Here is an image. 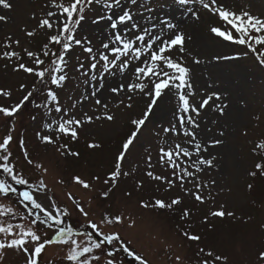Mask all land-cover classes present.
I'll return each instance as SVG.
<instances>
[{
	"label": "rangeland",
	"instance_id": "rangeland-1",
	"mask_svg": "<svg viewBox=\"0 0 264 264\" xmlns=\"http://www.w3.org/2000/svg\"><path fill=\"white\" fill-rule=\"evenodd\" d=\"M10 2L13 5L11 10L0 8V14L9 18L6 23L0 22V54L14 50L22 59L19 61L0 59V89L11 92L10 97L0 96V106L4 107L18 103L28 91L32 90L34 84L39 83L34 75L24 73L22 70L13 71L19 63L35 68L34 59L29 58L24 49L27 48L40 55L48 64L51 57H43L42 48L47 43V36L55 34L37 28L38 21L45 18V14L50 10L51 0H10ZM228 4L231 10L237 13L245 11L254 17L264 18V0H228ZM171 6L177 8L184 20L191 21L199 27L205 47L219 49L216 53H205L193 45V35L186 33L191 39L186 41L183 60L190 69V83L197 93L190 100L199 103L202 97L213 93L220 96V100L213 97L198 116L192 114L200 125L199 128L193 129L198 142L206 146L207 151L216 150L209 151L210 155L201 153L203 157L207 159L215 157V160L212 167L205 166L201 173L196 174L199 182L207 185L201 190L204 203L196 201L193 195H185L178 180L174 187L166 190V184L154 181L145 174L151 170L168 179L173 178L172 169L161 167L158 162L161 139L164 138L162 129L177 124V116L180 114L178 98L171 94L154 110L139 139L134 142L135 146L126 154L122 171H128L130 174L127 177L121 176L107 199H102L100 195L110 186L105 185L103 181L107 178V174L114 170L115 157L122 150L123 141L134 130L130 121L141 118L146 110V100L141 101L137 98L131 109L123 106L116 108L110 104L111 111L116 115L115 122L95 121L85 124L80 130L79 140L75 143L64 138L61 142L69 144L72 150L78 151L80 153L78 158L59 157L52 146L39 144L35 132L42 129L46 117L44 110L35 108L34 103H26L21 112L13 118H6L0 114V140L8 134L10 127L14 129L11 133L14 143L10 146L13 157L17 162H22L19 141L23 139L30 154L49 168V174L45 177L52 188L49 195H54L61 205L70 204L65 193L71 191L86 208H91L94 218H99L105 212H119L131 217L135 227L128 228L127 222L116 227L119 228L122 238L130 242V246L148 259L150 264H176V256L181 257V264H198L202 259L198 256L200 248L226 255L228 264H254L257 252L264 250V228L261 227L264 225V177L259 174L252 177L249 173L255 171L256 163H264V153L254 151L255 145L264 141V64L258 61L255 54L249 53L245 46L215 37L210 32L211 25L202 13L203 23L201 20L194 22L192 12H199L200 9L199 3L194 0H190L186 5H180L177 0H137L136 4H132L130 0H121L119 6H114L110 10L103 7L102 3L93 4L85 12V18L79 25L76 37L90 40L91 46L99 49L102 42H105L113 32L110 27L112 21L107 17L111 16L112 20H117L125 10L130 11L133 20L119 25V31H127L129 36H133L134 33L128 31L131 24L138 25L136 30L138 32L143 28L160 31L163 27L162 20L176 24L166 14ZM101 30H104L106 39L101 37L103 35ZM27 31H35L36 35L29 37L26 35ZM9 36L13 41H20L18 47L14 44L12 49L3 48ZM51 47L58 51V46ZM88 57L89 54L83 50V46L75 45L67 55L65 69L67 80L62 87L54 89L62 106L81 99L86 90H89L85 84L87 77L77 71L81 62L87 67L90 63ZM196 60L200 62L195 63ZM129 80H134V77L122 81L119 74L116 77L108 76L105 86L120 82L127 83ZM21 84L26 85L23 91L20 90ZM110 95L111 93L105 92L101 98ZM33 99L42 102L45 97L41 93H36ZM217 104L227 106L224 109L226 115H220L215 108ZM95 107V101L92 99L86 101L82 108L78 106L74 112L77 116L81 112L95 115ZM98 111L102 113L103 109ZM234 112L235 117L232 118ZM157 113H160V118L156 117ZM33 115L36 116L35 121L32 119ZM201 131L205 134V141L199 139ZM221 132L224 133L223 136L220 135ZM168 139L174 144L183 143L188 138L169 134ZM215 140H220L222 143L213 145ZM93 142L99 143L101 147L89 149L88 144ZM149 154L153 164L151 169L147 160ZM189 171L192 169L189 168ZM74 174H79L88 180L99 176L100 180L92 181L91 190H85L71 183L56 184V180L61 176L67 182ZM194 183L189 181L184 188L194 192ZM138 184H142V187H138ZM249 184L252 185L251 190ZM177 197L182 202L171 209L140 207L141 201L150 202L160 199L170 203ZM221 206L225 212L235 213L236 219L228 216L222 219L211 216V212L221 210ZM185 209L190 215L181 219ZM69 210L72 211L71 208ZM79 220L83 218L74 213L68 218V223L78 226ZM39 228L41 235L45 231L48 236L53 235L51 229H45L43 225ZM80 230L85 229L81 227ZM184 232L198 235L201 239L188 240L183 235ZM0 255L3 256L2 264H25L26 261L25 255L15 250L5 249ZM63 255V251L57 246H49L41 254L39 264H62ZM116 262L136 264L132 257L122 251L117 253Z\"/></svg>",
	"mask_w": 264,
	"mask_h": 264
},
{
	"label": "snow or ice",
	"instance_id": "snow-or-ice-1",
	"mask_svg": "<svg viewBox=\"0 0 264 264\" xmlns=\"http://www.w3.org/2000/svg\"><path fill=\"white\" fill-rule=\"evenodd\" d=\"M130 2L136 4L137 0H130ZM177 2L180 5H186L190 0H177ZM194 2L200 5L199 12H192L194 22L202 19V13L211 25L210 32L215 37L245 46L249 53L255 54L258 61L264 64V18L254 17L245 11L237 13L231 10L228 0H194ZM101 3L103 7L110 10L114 6H119L121 0H60V2L51 0L50 10L37 25L38 29L45 30L46 33H55L47 36V43L42 48V56L51 57V61L46 64L45 59H42L40 55L27 48L24 49L27 56L34 59L35 68L19 63L13 71L22 70L24 73L34 75L39 83L34 84L32 90L28 91L18 103L10 107L0 106V114L6 118H13L21 112L26 103H34L35 108L44 110L46 117L42 129L35 132V138L39 144L52 146L59 157L78 158L80 155L78 151L72 150L69 144L61 142L64 138L75 143L79 140L80 130L85 124L95 121L115 122L116 115L111 111L110 104L116 108L123 106V108L131 109L137 98L141 101L146 100V110L141 118L130 121L134 130L123 141L122 150L115 157L114 170L110 171L103 181L105 185H110L107 191L100 194L102 199H107L121 176L127 177L130 174L128 171H122L126 154L135 146L134 142L139 139L151 114L171 94L178 98L180 114L177 116V124H171L162 129L164 138L161 139L158 162L161 167L172 169L173 178L168 179L151 170L145 174L154 181L166 184V190L174 187L178 180L185 195H193L196 201L204 203L205 199L201 190L207 185L201 184L196 174L201 173L205 166L212 167L215 157L207 159L201 155L202 152L207 151V147L198 142L193 129L199 128L200 125L192 114L198 116L213 97L220 100V96L213 93L202 97L199 103L190 100L197 93L190 83V69L184 63L183 53L186 50V41L191 37L180 30L176 24L165 20L161 21L163 27L160 31L143 28L138 32L136 31L138 25L131 24L128 31L133 32L134 35L129 36L127 31L118 30L119 25L133 20L130 11L125 10L117 20H112L111 16L107 17L112 21L110 27L113 32L105 42H102L99 49H94L90 40L78 39L76 33L85 18V12L93 4ZM12 7L10 0H0V8L11 10ZM8 19V16L0 14V22L6 23ZM26 35L33 37L36 32L27 31ZM14 44L18 47L20 41H13L9 36L3 48L12 49ZM52 45L58 46V51L53 50ZM74 45L83 46V50L89 54L90 63L87 67L81 62L77 68V71L87 77L85 84L89 90H86L81 99L62 106L54 89L62 87L67 80L66 57ZM0 59L19 61L22 57L18 52L11 50L0 54ZM117 74L122 81L129 77H134V80H129L127 83H113L106 87V78L116 77ZM25 87L26 85L21 84L20 90L23 91ZM105 92L111 95L104 96L102 99ZM36 93H41L45 99L42 102H36L33 99ZM0 96L10 97L11 92L0 89ZM115 97L120 99H114ZM92 99L95 101L96 114L89 115L88 112H81L77 116L74 110L78 106L82 108L86 101ZM226 107L221 104L215 105L221 116L226 115L224 111ZM99 109H103V112H99ZM32 119L35 121L36 116L33 115ZM13 130L10 127L8 134L0 140V237H2L0 253H3L5 249L15 250L25 255V264H39L41 254L49 246L55 245L64 253L62 264H117L116 255L121 251L132 257L136 264H150L148 259L130 246V242L122 238L119 228L116 227L126 222L128 228L135 227L131 217H126L119 212H105L99 218H94L91 208H86L73 192L65 193L67 201L70 202L65 205H61L54 195H49L52 188L45 180L49 174V168L30 154L23 139L19 141L22 162H17L13 157L10 150L11 144L14 143L11 134ZM169 134L176 137L182 135L188 139L183 143L173 144L168 139ZM220 135L223 136L224 133L221 132ZM220 143H222L220 140L213 141V145ZM100 147L99 143L88 144L89 149ZM254 151L264 153V141L258 142ZM194 156L195 159H193ZM147 160L148 167L151 169L153 164L150 154ZM189 168L192 171H189ZM257 174L264 177V163H256L255 171L249 173L252 177H256ZM99 180V176L88 180L79 174H74L68 178L67 182L61 176L56 180V184L71 183L85 190H91L92 181ZM189 181L195 182L194 192L184 188ZM137 186L142 187V184ZM248 187L251 190L252 185L249 184ZM181 202L179 197L172 199L170 203L156 199L150 202L141 201L140 207L171 209ZM70 208L72 211L69 210ZM74 213L83 218L77 222L78 226L68 223V218ZM189 215L190 213L185 209L181 219ZM211 216L221 219L228 216L236 219L235 213L225 212L223 206L221 210L212 211ZM40 225H43L45 229H51L53 235L48 236L46 231L41 235ZM81 227L85 230L81 231ZM261 227L264 228V225ZM183 235L191 241L201 239L198 235H190L188 232H184ZM198 256L202 257L198 264H228L226 255L217 254L212 250L200 248ZM2 261L3 256L0 255V264ZM175 262L181 264V257L176 256ZM254 264H264V250L257 252Z\"/></svg>",
	"mask_w": 264,
	"mask_h": 264
},
{
	"label": "bare ground",
	"instance_id": "bare-ground-1",
	"mask_svg": "<svg viewBox=\"0 0 264 264\" xmlns=\"http://www.w3.org/2000/svg\"><path fill=\"white\" fill-rule=\"evenodd\" d=\"M177 8H175V6H171L168 10V12L166 13L167 15H168V17L174 22V23H176L177 24V26L179 27V28H181V29H183L184 31H186V33L187 34H189V35H193V38H194V41H193V45L196 47V48H198V49H201L203 52H205V53H212V52H214V53H216L217 52V50H219V49H216L215 47H211V48H208V47H205V44H204V40H203V37H202V34L199 32V27L196 25V24H193L191 21H188V20H184L183 18H182V15L179 13V11L178 10H176ZM205 19H207V18H205ZM203 21H204V19H202ZM201 20V23H203V21ZM200 26V25H199ZM102 32V38L103 39H106L105 37H107L106 36V34H105V36H104V30H101ZM108 35H109V33H108ZM196 71H197V69H195ZM160 113H157V118H160ZM235 117V112L233 113V115H232V118H234ZM199 139L201 140V141H205V134H204V132L203 131H201L200 133H199ZM210 152H214V151H216V150H209ZM209 151H206V152H203V154H205V155H210L211 153L209 152Z\"/></svg>",
	"mask_w": 264,
	"mask_h": 264
}]
</instances>
